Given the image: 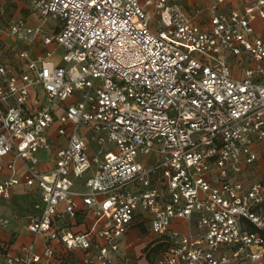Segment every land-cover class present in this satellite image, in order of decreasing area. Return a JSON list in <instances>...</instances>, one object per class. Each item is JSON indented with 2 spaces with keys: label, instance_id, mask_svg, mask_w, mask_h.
<instances>
[{
  "label": "built area",
  "instance_id": "built-area-1",
  "mask_svg": "<svg viewBox=\"0 0 264 264\" xmlns=\"http://www.w3.org/2000/svg\"><path fill=\"white\" fill-rule=\"evenodd\" d=\"M237 1L0 0V197L37 196L0 264H264V0Z\"/></svg>",
  "mask_w": 264,
  "mask_h": 264
},
{
  "label": "crops",
  "instance_id": "crops-1",
  "mask_svg": "<svg viewBox=\"0 0 264 264\" xmlns=\"http://www.w3.org/2000/svg\"><path fill=\"white\" fill-rule=\"evenodd\" d=\"M197 1L199 2V0ZM209 1L210 0H204L207 4ZM246 1L251 2L253 0ZM185 3L188 4L189 0H186ZM231 5L242 8L243 2L231 0V2H227L225 6L230 7ZM203 18V14L197 16L199 21ZM50 162L49 159H46V155L42 154L39 168L43 169ZM7 175V170L1 171L0 179H3ZM36 201L37 196L26 190V187L22 184L16 185L13 188L9 198L5 199L0 197V217L7 219V223L0 229V243L4 246V252L13 255L17 254L23 245L31 242L32 234L27 229V223L28 218L36 213L34 207ZM65 221L70 224L74 230H83L88 223V220H86L81 213H77L76 216L72 218H65ZM142 244L143 242L139 244L138 232L133 234V238H128V245L135 255L139 254V247ZM37 249H41L40 241H37ZM81 257L82 254L78 251L75 253V256L64 258L61 263L54 260L51 264H82ZM141 262H144V260Z\"/></svg>",
  "mask_w": 264,
  "mask_h": 264
},
{
  "label": "rangeland",
  "instance_id": "rangeland-1",
  "mask_svg": "<svg viewBox=\"0 0 264 264\" xmlns=\"http://www.w3.org/2000/svg\"><path fill=\"white\" fill-rule=\"evenodd\" d=\"M210 1H209V3H210ZM185 2H186V0H181L182 5L188 10H191V9H193V7H197V6L206 7V6L209 5V3L208 4L205 3L204 0H199V2L197 0H196V2H195V0H189L188 4H186ZM250 3H252V1L248 2V1L245 0V2H244L245 6H248ZM10 7H11L10 10L13 11L14 10V6L10 5ZM26 14H28V11L25 12L24 10H21L19 15H26ZM29 20H30L29 24H31V25H34V24L35 25H41V27L43 29L47 30V31H49L52 26L57 25V23H58L56 20L51 19V18L46 19L44 21H41V19H39L35 14H31ZM38 46L39 45H37V44L35 45V47H38ZM45 49L54 50L53 56L55 58H57L58 57L57 54H59L61 52V48L55 47L54 44L46 45ZM53 127H52V130H53ZM257 146L259 148V150H258L259 151V153H258L259 154V158H258V161L256 162V164L254 165V167H255L254 177L255 178L261 177V175L264 174V140L258 142ZM138 229L142 230L143 227L140 226V228H139V226H137L136 228L131 230L130 233H129V237L128 238L129 239L133 238V234L137 233ZM138 238H139V236H138ZM141 239L144 240L145 238L143 237ZM142 240H140V241H142Z\"/></svg>",
  "mask_w": 264,
  "mask_h": 264
},
{
  "label": "trees",
  "instance_id": "trees-1",
  "mask_svg": "<svg viewBox=\"0 0 264 264\" xmlns=\"http://www.w3.org/2000/svg\"><path fill=\"white\" fill-rule=\"evenodd\" d=\"M154 251L159 249V246L153 247Z\"/></svg>",
  "mask_w": 264,
  "mask_h": 264
}]
</instances>
